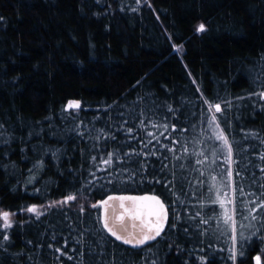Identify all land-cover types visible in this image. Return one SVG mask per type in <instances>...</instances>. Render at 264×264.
I'll list each match as a JSON object with an SVG mask.
<instances>
[{
    "label": "trees",
    "instance_id": "trees-1",
    "mask_svg": "<svg viewBox=\"0 0 264 264\" xmlns=\"http://www.w3.org/2000/svg\"><path fill=\"white\" fill-rule=\"evenodd\" d=\"M263 95L264 0H0V264H264ZM114 193L166 232L113 238Z\"/></svg>",
    "mask_w": 264,
    "mask_h": 264
},
{
    "label": "snow or ice",
    "instance_id": "snow-or-ice-1",
    "mask_svg": "<svg viewBox=\"0 0 264 264\" xmlns=\"http://www.w3.org/2000/svg\"><path fill=\"white\" fill-rule=\"evenodd\" d=\"M198 31L203 32L205 31V26L201 24L198 28ZM69 109L76 108L79 109L80 105L78 102H69L68 106ZM211 107V106H210ZM215 110L219 112L220 105H215ZM213 120L216 119L215 116L212 117ZM219 139L223 140L224 144L228 146L229 154H231V147L228 145V140L226 136H219ZM105 163H111L110 160L104 161ZM231 175V173H229ZM241 189V194H242ZM228 194L225 193V196ZM75 197L68 196L67 200H73ZM109 201H119V208L123 210V214L119 216H113L114 219L119 220L121 222V225H123V221L125 219V215H127L132 221L133 224L131 227L133 229H136L137 225L135 224V221H140V232H141V238L136 239L134 233H129L128 238H124L121 235H118L116 231L113 230L112 227L109 226V217H108V206ZM66 201H61V203H65ZM128 204L126 207L125 204ZM220 206H224V201H219ZM96 207V205H93ZM101 207H104L105 215H104V228L107 229L117 240L123 239V242L125 244H131L133 241H135L134 246L136 245H142L145 242L149 240L155 239L156 236L160 235L161 229H162V222L164 219H166V210L164 207V204L159 199V197L156 196H109L107 200L102 201ZM261 207H264V204L261 205ZM28 211L32 213H36L39 215L37 209L35 207L28 209ZM115 213V209L113 210ZM252 210L249 209V212ZM241 213L243 214V209H241ZM264 216V214H262ZM155 217V222H153L152 218ZM2 219L4 221V227H10V220H9V213L5 212L2 214ZM224 223L227 225L229 231H235V221L233 220L232 216L228 213L227 210H225L224 213ZM253 219H256L255 216H253ZM155 232V235H150L149 233ZM124 231L127 232L128 229L124 228ZM234 258V255H233ZM255 264H262L261 257L256 256L255 257Z\"/></svg>",
    "mask_w": 264,
    "mask_h": 264
},
{
    "label": "water",
    "instance_id": "water-1",
    "mask_svg": "<svg viewBox=\"0 0 264 264\" xmlns=\"http://www.w3.org/2000/svg\"><path fill=\"white\" fill-rule=\"evenodd\" d=\"M264 97V95H263ZM109 196H156V197H159L158 195L156 194H127V193H114V194H110L108 195L107 197H105L104 199H102L100 201V205L102 203V201L104 200H107ZM159 199L162 201V203L164 204V207H165V210H166V219L163 220L162 222V229H161V232H160V235L159 236H156L155 239L153 240H149L147 242H145L144 244L142 245H136L134 246L135 244V241H133V243L131 244H125L123 242V239L121 240H118L119 242L123 243L124 245H126L127 247H130V248H133V249H140V248H143L149 244H151L152 242H154L158 237H160L161 235H163L167 228H168V225H169V210H168V207L167 205L163 202V200L161 199V197H159ZM125 206L127 207L128 204L126 202ZM101 221H102V225L104 224V215H105V210H104V207H101ZM115 209V213H114V210ZM123 214V210L119 208V201H109V206H108V217H109V226L113 228L114 231L117 232L118 235H121L122 237L124 238H128L129 236V233H134L135 234V237L136 239H139L141 238V232H140V221L137 220L135 221V224L137 225L136 229H133L131 227V225L133 224V221L127 216L125 215V219L123 221V225H121V222L119 220H116L113 218V216H119ZM153 222H155V217L152 218ZM104 227V226H103ZM124 228H127L128 231L125 232L124 231ZM105 229V228H104ZM113 238H115V236H113L107 229H105ZM150 235H155V232L153 230V232L149 233ZM116 239V238H115ZM117 240V239H116Z\"/></svg>",
    "mask_w": 264,
    "mask_h": 264
}]
</instances>
